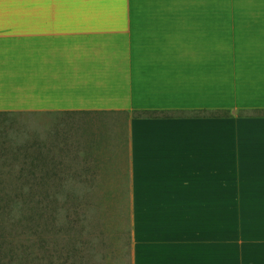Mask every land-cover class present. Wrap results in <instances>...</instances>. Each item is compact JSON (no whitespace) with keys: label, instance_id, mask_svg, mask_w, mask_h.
Listing matches in <instances>:
<instances>
[{"label":"crops","instance_id":"obj_1","mask_svg":"<svg viewBox=\"0 0 264 264\" xmlns=\"http://www.w3.org/2000/svg\"><path fill=\"white\" fill-rule=\"evenodd\" d=\"M0 112L124 174L130 264H264V0H0Z\"/></svg>","mask_w":264,"mask_h":264},{"label":"rangeland","instance_id":"obj_2","mask_svg":"<svg viewBox=\"0 0 264 264\" xmlns=\"http://www.w3.org/2000/svg\"><path fill=\"white\" fill-rule=\"evenodd\" d=\"M74 126L70 118L42 125L40 115L0 112V264H130L124 174H95L105 167L79 156L90 148ZM232 175L223 174L230 195ZM232 207H223L226 263L236 255ZM243 249L239 257L251 260Z\"/></svg>","mask_w":264,"mask_h":264},{"label":"trees","instance_id":"obj_3","mask_svg":"<svg viewBox=\"0 0 264 264\" xmlns=\"http://www.w3.org/2000/svg\"><path fill=\"white\" fill-rule=\"evenodd\" d=\"M225 116H230L229 110L224 111ZM20 174H23L22 172ZM19 179H25V173L23 175L18 176Z\"/></svg>","mask_w":264,"mask_h":264}]
</instances>
